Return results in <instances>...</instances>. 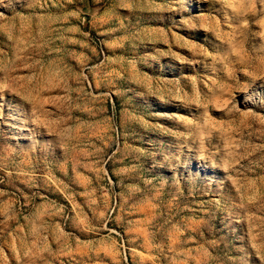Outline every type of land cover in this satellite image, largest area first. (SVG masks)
Masks as SVG:
<instances>
[{"label": "rangeland", "instance_id": "374dc122", "mask_svg": "<svg viewBox=\"0 0 264 264\" xmlns=\"http://www.w3.org/2000/svg\"><path fill=\"white\" fill-rule=\"evenodd\" d=\"M0 264H264V0H0Z\"/></svg>", "mask_w": 264, "mask_h": 264}]
</instances>
